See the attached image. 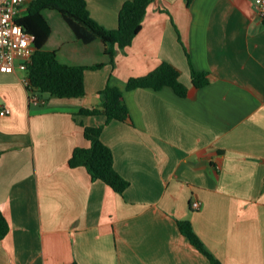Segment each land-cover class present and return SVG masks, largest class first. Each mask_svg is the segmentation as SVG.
Segmentation results:
<instances>
[{
    "label": "crops",
    "instance_id": "0c3cea01",
    "mask_svg": "<svg viewBox=\"0 0 264 264\" xmlns=\"http://www.w3.org/2000/svg\"><path fill=\"white\" fill-rule=\"evenodd\" d=\"M85 1L113 30L129 0ZM254 2L151 0L113 64L101 40L85 43L62 19L67 35L53 29L46 49L67 64L105 63L86 70L84 97L38 93L44 102L34 104L27 71L0 73V109L11 110L0 117V264H211L182 220L220 264H264V21ZM162 63L189 88L193 69L208 83L192 98L128 89ZM107 86L123 92L130 116L101 135L129 182L122 194L69 163L90 146L84 128L106 122L80 110L101 109Z\"/></svg>",
    "mask_w": 264,
    "mask_h": 264
},
{
    "label": "trees",
    "instance_id": "16d2710c",
    "mask_svg": "<svg viewBox=\"0 0 264 264\" xmlns=\"http://www.w3.org/2000/svg\"><path fill=\"white\" fill-rule=\"evenodd\" d=\"M193 0H187L190 4ZM151 0L126 1L119 14V25L109 30L97 24L89 15L85 0H32L27 13L17 18L18 24L35 36V47L32 62L28 66L32 93L48 94L59 98H80L86 95L84 76L86 70L102 68L105 63L91 66H81L63 63L58 58L56 50H47L46 44L53 27L47 18V11H54L72 29L75 36L85 43L99 39L105 45V53L111 64L118 48H125L134 41L142 29V22ZM208 83L207 73L193 69L192 87L185 86L180 81V72L169 63H162L155 70L143 77H132L128 80V89L152 88L160 90L171 87L180 97H194L196 91ZM101 109L82 108L80 114L104 115L106 122L96 127H85L84 134L90 146L78 147L70 158L72 167H85L93 181L101 180L122 194L129 185L114 167V156L111 149L101 139L106 124L113 120L126 122L129 120V110L124 102L123 92L112 86H107L100 93ZM180 231L204 255L211 264L220 262L206 249L203 242L195 234L189 220L179 222ZM8 231V225L0 211V238ZM77 264V263H73Z\"/></svg>",
    "mask_w": 264,
    "mask_h": 264
},
{
    "label": "built area",
    "instance_id": "2783aa9c",
    "mask_svg": "<svg viewBox=\"0 0 264 264\" xmlns=\"http://www.w3.org/2000/svg\"><path fill=\"white\" fill-rule=\"evenodd\" d=\"M30 1L0 0V73H13L17 69L27 71L32 62L36 51L35 36L17 22L22 9ZM254 9L264 21V0H255ZM26 85H30L29 78L26 79ZM30 100L34 104L44 102L36 92H31ZM10 112L8 107H3L0 109V117L7 116ZM200 207L199 201L193 203L194 209Z\"/></svg>",
    "mask_w": 264,
    "mask_h": 264
},
{
    "label": "rangeland",
    "instance_id": "374dc122",
    "mask_svg": "<svg viewBox=\"0 0 264 264\" xmlns=\"http://www.w3.org/2000/svg\"><path fill=\"white\" fill-rule=\"evenodd\" d=\"M46 15L50 18V22L52 24L55 34L58 33L60 35H64L65 37L67 35H65L66 28L60 15L54 11H47Z\"/></svg>",
    "mask_w": 264,
    "mask_h": 264
}]
</instances>
